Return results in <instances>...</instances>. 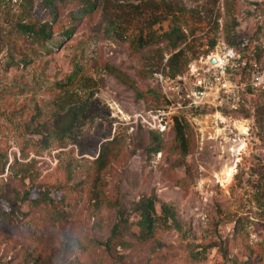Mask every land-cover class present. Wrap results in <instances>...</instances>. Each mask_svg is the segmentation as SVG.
Instances as JSON below:
<instances>
[{
	"label": "rangeland",
	"instance_id": "1",
	"mask_svg": "<svg viewBox=\"0 0 264 264\" xmlns=\"http://www.w3.org/2000/svg\"><path fill=\"white\" fill-rule=\"evenodd\" d=\"M0 264H264V0H0Z\"/></svg>",
	"mask_w": 264,
	"mask_h": 264
},
{
	"label": "trees",
	"instance_id": "2",
	"mask_svg": "<svg viewBox=\"0 0 264 264\" xmlns=\"http://www.w3.org/2000/svg\"><path fill=\"white\" fill-rule=\"evenodd\" d=\"M92 6H93V3H91L90 5H87L86 10H90ZM15 25H16V29L19 33L24 34L27 37H30L32 40H35L38 42L40 40H43V39H48L51 36V33L49 31V23L48 22H42V23H38V22L20 23L19 22ZM165 35L168 37V39L170 40L173 47L176 46L177 40H182L185 36V34L182 32V30L178 27L171 28V30L169 32H166ZM180 53H181L180 51L173 53L169 57L170 62L173 60V58L175 56L180 55ZM72 121H73L72 116H68L67 118H62L59 121L58 125L56 126L55 130L58 133L68 131ZM173 128H174L175 139L180 144V147L185 149V145H186V139H185L186 124H184L178 118H175ZM157 139H158V137H157ZM102 149H104V148H102L100 146L99 151L97 153L96 159H98L99 161L102 160V156H103ZM148 150H151L152 152L159 151L160 150L159 143L157 142L155 147H149ZM47 195L48 194H46V193L40 192V194L38 193L36 198H30V201H31V203L38 205L40 203V201L52 200V198L48 197ZM153 202H154L153 196L147 197V198L142 197L139 201L136 202V205H135V208L140 211L139 212L140 213V220H139L140 229L144 234L146 233L147 235L151 234L153 223L155 222V218H156V212H155ZM163 214H164V216L172 217L171 212L165 207H163Z\"/></svg>",
	"mask_w": 264,
	"mask_h": 264
},
{
	"label": "built area",
	"instance_id": "3",
	"mask_svg": "<svg viewBox=\"0 0 264 264\" xmlns=\"http://www.w3.org/2000/svg\"><path fill=\"white\" fill-rule=\"evenodd\" d=\"M211 68H209L206 72H209ZM208 82H209V78L205 77V75H201L200 73H197V76L195 77V81L193 82V86L195 87L194 91H195V94L192 96H190V94H187V106L188 107H191L192 105L195 106V105H198L199 101L198 98H202L204 97L203 95V90H205L207 87H208ZM220 90L225 94L226 97H229L233 90L231 89V84L229 81H223V83L221 84V87H220ZM194 97V98H193ZM197 97V98H195ZM177 105L178 107H181V103L177 102ZM147 122V121H145ZM151 124H153L152 122L148 121L147 122V125L149 127H151ZM167 127V124L165 123V121L163 120H160L159 123L157 124V126L154 127H151L154 128L155 130H158V131H163L165 128Z\"/></svg>",
	"mask_w": 264,
	"mask_h": 264
},
{
	"label": "water",
	"instance_id": "4",
	"mask_svg": "<svg viewBox=\"0 0 264 264\" xmlns=\"http://www.w3.org/2000/svg\"><path fill=\"white\" fill-rule=\"evenodd\" d=\"M210 62H216V58L215 57L210 58Z\"/></svg>",
	"mask_w": 264,
	"mask_h": 264
}]
</instances>
